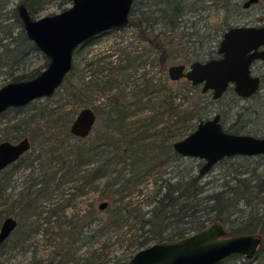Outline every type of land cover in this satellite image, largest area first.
<instances>
[{
    "label": "trees",
    "instance_id": "1",
    "mask_svg": "<svg viewBox=\"0 0 264 264\" xmlns=\"http://www.w3.org/2000/svg\"><path fill=\"white\" fill-rule=\"evenodd\" d=\"M51 1L17 0L16 3H12V0H0V74L4 72L9 75L10 80H18L30 78L39 72V67L20 73L14 72L25 63L30 53L38 50L25 33L17 5L23 3L30 14L35 16ZM66 3H70V0H59L57 5L64 9ZM209 3L218 9H224L225 13L232 14L243 7L240 0H133L129 24L138 30L142 40L156 48V55L147 59L156 67L155 73L143 71L132 75L130 72H123L129 63L119 65L114 73L117 75L115 77L128 74L127 82L130 84H124L116 91H112V87L117 86L114 85L116 78L112 75L109 77L110 73H101L97 76L105 67L99 65L94 69L96 74L92 75L90 80H86L85 76L80 77L79 85L68 91L71 95L79 96L80 91L84 89L109 90L102 106L107 113L106 128L93 142L98 141L102 147L112 145L115 149L111 155L106 153L102 156L100 164L87 169L80 168V165L89 162L88 154L99 145L97 143H91L85 149L80 146L74 150L63 149L65 146L61 145L60 138L76 136L70 132L73 119L66 114L65 99L54 105L42 106L37 105L34 99L24 106L9 107L1 113L8 109L17 111L24 109L21 116L7 123L0 141H16L28 137L30 148L19 159L1 170L0 201H7V198L3 197V192L15 168L21 164L31 166L34 161H40V165L39 171L36 172L38 174L34 175V170L30 169L28 183L13 198L11 207L0 208V219L12 211L20 217H26L37 208H46V211L53 215L58 213L57 208L62 210L69 204L68 199L63 205L56 206L54 202L44 206L39 203L40 197L48 195L49 185L58 171L50 167V162L54 159L60 161L62 178L75 176V179L83 184L93 182L104 175L103 169L111 162H121L118 174L121 182L114 188L105 208L110 212L108 222L114 226L121 227L129 219L133 220L131 225L137 231L131 234L134 249L130 257L136 250L153 242L176 239L219 220L226 227L228 235L248 232L262 234V241L251 257L240 255L244 257L243 261L231 264H253V260L264 264V153L225 156L205 174L199 175L203 161L177 152L172 141L177 136L190 132L197 121L208 118L214 109L220 114V122L226 131L264 136V92L259 90L262 80L258 90L247 97L239 96L230 85L218 98H213L210 90L205 92L201 90L186 103L185 96L182 101L176 100L178 92L172 90L168 84L169 81L173 83L180 79L185 80L183 78L170 80L167 73L162 76L163 78L156 73L157 70L160 71L158 67L165 71L166 65L169 61L172 63L176 56L178 52L175 50L176 42L179 40L177 41L175 30L180 28L182 39L192 47L189 55L180 62L190 63L217 56V45L221 35L225 29L232 26L234 19H227L226 14L217 27L209 29L204 21L207 16L199 14L210 5ZM137 57L135 55L132 60ZM75 69L73 63L72 69L65 75L60 86L64 82L71 83ZM104 76L106 78L102 79ZM263 77L262 75V79ZM127 87L130 88L129 91L125 90ZM223 99L226 101L225 104L221 102ZM144 104L152 110L151 113L136 120L131 118L132 120L128 122L127 118L136 112L134 108L129 110L130 106L141 109ZM94 112L98 114L100 111L96 108ZM134 121L141 122L134 131H131L132 128L128 127ZM141 154H146L148 158L137 159L136 157ZM130 157L136 158L133 160L135 164L132 173L125 176V167L122 163ZM217 165L221 171L210 178H205ZM151 174L156 175L153 180L155 187L151 191L149 207L143 209L140 200H134L130 195L125 196L122 190L128 185L139 184L142 175ZM138 190L143 193L142 188ZM116 193L118 196H114ZM124 197L127 199L124 200ZM117 200L120 203H116ZM13 207H17L18 210H13ZM91 218L93 220L96 217L92 215ZM19 227L22 228V223ZM3 245L4 242L0 243V253ZM235 256L237 255L232 254L218 264H226ZM111 264H127V260H115Z\"/></svg>",
    "mask_w": 264,
    "mask_h": 264
},
{
    "label": "rangeland",
    "instance_id": "2",
    "mask_svg": "<svg viewBox=\"0 0 264 264\" xmlns=\"http://www.w3.org/2000/svg\"><path fill=\"white\" fill-rule=\"evenodd\" d=\"M16 1L17 0H12V3H16ZM58 1L59 0H52L51 3L47 4L35 16L61 11L62 8L57 5ZM243 1L244 0H240L241 3ZM69 5L70 3H66V7ZM199 14L205 15V17L207 16L204 21L208 24L209 29L217 27L219 21H221L226 14L227 19H234L232 25L261 24L264 23V0H258L247 8L242 7V9L235 12V14H232V12L225 13L224 9H218L211 4L204 11H200ZM196 16L197 15H195V17ZM180 29L175 30L178 37L177 41L179 40V42H176L177 47L175 50H178L176 56L172 59V63L169 61L166 65L165 71L160 67H158L160 71H156L161 77H164L166 75L165 73L168 74L167 68L170 64L180 63L181 60H184L189 55V51L192 48L191 44L182 39ZM156 52V48L152 44L142 40L138 30L129 23L119 29H113L98 35L93 40L74 51L73 63L76 69L72 75L71 83L68 84L64 82L51 96L40 97L35 100L37 105L42 106L54 105L58 101H63L65 99L67 102L65 108L66 114L72 116V119H74L75 115L82 107L89 106L94 110L96 108L99 109L100 112L96 114L93 127L86 136L77 137L76 135L74 137L67 136L65 138L62 136L60 138V142H62L61 145L65 146L63 149L73 148L74 150L78 146L85 149L89 147L91 143L99 144L98 141L93 142V140H96L97 135L106 128L107 113L102 106L109 90L93 88L81 90L79 96L69 94V90L72 91L79 85L78 80L80 77L85 76L86 80H90L92 75L96 74L94 69L99 65H105L102 72L98 73L97 76L101 73H110L108 76L110 77L112 75L114 78L117 76L114 73L118 70L119 65H124L126 63H129V65L123 72H130L132 75L143 71L155 73L156 67L152 66V62L147 59L154 57ZM135 55L138 57L132 60ZM186 64H188V62ZM46 65L47 58L43 52L38 49L30 53L25 63L17 67L14 72L20 73L22 71H29L36 67L42 70ZM252 70L256 74L264 76V61L257 60L253 64ZM89 74H91V76H89ZM106 76L102 77V79H105ZM127 76L128 74L125 76L120 74L118 77H115L116 81L114 85L117 86L115 88L112 87L111 90L116 91L118 87L127 83L130 84L129 81L127 82ZM182 78L185 81L180 79L173 83L169 81L168 84L172 90L178 92L176 100L180 99L182 101L185 96L187 99L184 100L187 103V101L196 96L198 92H201L202 84L193 85L190 80L185 77ZM8 81H10L9 75L4 72L1 73L0 86ZM129 89L128 87L125 88L127 91H129ZM259 90L264 92V77ZM221 102L222 104L226 103L224 99L221 100ZM132 108H134L136 112L130 118H127L128 122L132 120L131 118L136 120L152 111L148 109L147 104H144L141 109L131 105L129 110ZM23 110L17 111L8 109L0 115V137L5 131L7 123L13 118L21 116ZM215 112L216 109H214L208 117L212 116ZM140 122L134 121L131 126H129L130 124L128 125V128H132L130 130L134 131ZM188 133L189 132H186V134ZM186 134L177 136L172 141L174 142L184 137ZM113 149L115 148L112 145L102 147V145L99 144L94 148L92 153L88 154V158L90 159L89 162L80 165V168L87 169L90 166L100 164L103 159L102 156L106 153L111 155ZM136 158L146 160L148 156L146 154H141ZM136 158L130 157L125 163H122L125 167V176L132 173L133 165L135 164L133 160H136ZM44 160L46 161L47 158H44ZM44 164L49 163L44 162ZM38 165H40V161H34L31 166L21 164L19 167L15 168L12 172L9 184L5 187L3 192V197H6L7 201H0V208L11 207L10 205L13 198H15L28 183V172L30 169H33L35 175V173L39 171ZM60 166V161L58 159H54L50 162V167L58 171L54 180H52L49 185L48 195L46 197L42 196L38 200L42 206L53 204V202L55 206L57 204L63 205L67 199L70 201L69 204L62 208V210H60L61 208H57L58 213L53 215H50L49 211H46V208H37L26 217H20L13 211L7 214L16 218L17 225L4 241L0 253V264H111L115 260H128L134 249L131 244L133 238H131V234L137 231L136 228L131 225L133 220L129 219L121 227L114 226L108 222L110 212L105 208L108 201L111 199L114 188L121 182L118 178L121 162H111L106 169H103L105 172L104 175L98 177L93 182H86V184L75 179V176L62 178V169H60ZM220 171L218 165L214 166L213 170L210 171L205 178H210L213 174H218ZM155 176L154 174L148 176L142 175V180L139 181V184L137 183L138 185H128V187L124 188L122 191L125 193V196L130 195L134 200H140L143 209H147L150 205L151 191L155 187V183L153 182ZM141 188L143 193H140L138 190ZM114 196H118V193ZM126 199L127 197H124V200ZM101 202H106V204L100 207L99 205ZM116 203H120V201L117 200ZM13 208L15 211L18 210L17 207ZM41 209L43 210L41 211ZM92 215L96 217L93 220H91ZM4 217L0 219V223ZM21 223L22 228L19 227ZM243 259L244 257L237 255L228 260L226 264L240 262L243 261ZM253 264L260 263L253 260Z\"/></svg>",
    "mask_w": 264,
    "mask_h": 264
},
{
    "label": "water",
    "instance_id": "3",
    "mask_svg": "<svg viewBox=\"0 0 264 264\" xmlns=\"http://www.w3.org/2000/svg\"><path fill=\"white\" fill-rule=\"evenodd\" d=\"M258 0H244L248 7ZM133 0H70L61 11L33 16L23 3L17 12L25 33L47 58V65L27 79L10 80L0 86V114L9 107L51 96L73 67L74 51L100 34L119 29L129 23ZM264 24L232 25L223 31L217 52L219 56L170 64L169 78L182 77L191 84H202L203 92L210 90L218 98L229 85L242 97L258 90L260 77L253 74L254 60L264 61ZM94 110L82 107L70 124V132L86 136L93 127ZM30 147L28 137L17 141H0V172ZM173 148L185 156L203 160L199 175L205 174L220 159L235 154L264 153V136L226 131L220 114L201 119L184 137L173 142ZM106 202H101L100 207ZM17 220L7 215L0 223V243L15 229ZM262 241L259 232L228 235L226 227L215 220L185 236L153 242L136 250L127 264H218L228 256L251 257Z\"/></svg>",
    "mask_w": 264,
    "mask_h": 264
},
{
    "label": "flooded vegetation",
    "instance_id": "4",
    "mask_svg": "<svg viewBox=\"0 0 264 264\" xmlns=\"http://www.w3.org/2000/svg\"><path fill=\"white\" fill-rule=\"evenodd\" d=\"M242 6H243V2H242ZM244 7V6H243ZM249 7V6H248ZM244 8H247V7H244ZM262 24H264V23H261V24H252V25H262ZM226 30V29H225ZM221 37H222V35H221ZM221 39V38H220ZM220 41V40H219ZM218 44H219V42H218ZM217 47H218V45H217ZM260 48H264V46H262V47H260ZM217 56H219V53L217 52ZM217 56H214V57H217ZM258 60H260V59H258ZM257 60H254L253 62H252V64H251V71H252V73L253 74H256L255 72H253V70H252V67H253V64L256 62ZM263 61V60H262ZM256 75H258L259 77H260V83H261V80H262V75L261 74H256ZM230 86V85H229ZM232 86V85H231ZM260 86V85H259ZM23 138V137H22ZM21 139V138H20ZM14 141V140H13ZM17 141V140H16ZM30 142V141H29ZM30 148V147H29ZM29 150V149H28ZM27 151V150H26ZM25 151V152H26ZM24 152V153H25ZM23 153V154H24ZM22 154V155H23ZM20 158V157H19ZM11 164V163H10Z\"/></svg>",
    "mask_w": 264,
    "mask_h": 264
}]
</instances>
